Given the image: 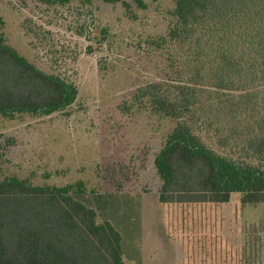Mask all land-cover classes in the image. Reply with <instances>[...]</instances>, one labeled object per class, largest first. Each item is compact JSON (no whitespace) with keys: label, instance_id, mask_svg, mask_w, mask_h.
I'll return each mask as SVG.
<instances>
[{"label":"rangeland","instance_id":"rangeland-1","mask_svg":"<svg viewBox=\"0 0 264 264\" xmlns=\"http://www.w3.org/2000/svg\"><path fill=\"white\" fill-rule=\"evenodd\" d=\"M173 9L174 0H0L6 42L78 87L65 109L0 115V180L80 184L75 198L122 234L126 264H264V204H242L237 192L223 204L162 203L155 157L175 121L120 108L166 76L150 42L167 33Z\"/></svg>","mask_w":264,"mask_h":264},{"label":"trees","instance_id":"trees-1","mask_svg":"<svg viewBox=\"0 0 264 264\" xmlns=\"http://www.w3.org/2000/svg\"><path fill=\"white\" fill-rule=\"evenodd\" d=\"M150 43L167 74L120 108L175 121L155 157L160 201L223 204L237 192L242 204H264V0H174L167 33ZM77 95L76 83L29 61L0 32V115L51 114ZM75 191L80 184L1 179L0 264H126L120 231Z\"/></svg>","mask_w":264,"mask_h":264},{"label":"crops","instance_id":"crops-1","mask_svg":"<svg viewBox=\"0 0 264 264\" xmlns=\"http://www.w3.org/2000/svg\"><path fill=\"white\" fill-rule=\"evenodd\" d=\"M183 251H185V249L184 250H182V252ZM223 250H220V249H214V250H212V252H214V253H216V252H222ZM228 252L229 250H224V252ZM186 252V251H185ZM207 252H208V250H207ZM178 255H179V259H182V256H181V251L178 253ZM184 257H185V255H184ZM216 257H217V255H216ZM177 258V257H176ZM209 260V261H208ZM211 260H212V258H211ZM210 260V258L208 259V256L206 257V264H211L212 262H210L211 261ZM177 261L179 262V260L177 259L175 262H176V264H177Z\"/></svg>","mask_w":264,"mask_h":264}]
</instances>
